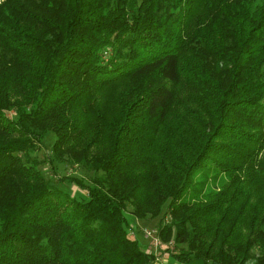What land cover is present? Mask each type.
I'll use <instances>...</instances> for the list:
<instances>
[{"label": "trees", "instance_id": "obj_1", "mask_svg": "<svg viewBox=\"0 0 264 264\" xmlns=\"http://www.w3.org/2000/svg\"><path fill=\"white\" fill-rule=\"evenodd\" d=\"M0 264H264V0H0Z\"/></svg>", "mask_w": 264, "mask_h": 264}, {"label": "rangeland", "instance_id": "obj_2", "mask_svg": "<svg viewBox=\"0 0 264 264\" xmlns=\"http://www.w3.org/2000/svg\"><path fill=\"white\" fill-rule=\"evenodd\" d=\"M53 136V132H47L40 147L30 150L29 153L31 156L39 160V167L49 181L64 186L65 188L77 194L80 191L78 187L72 183H68L67 181H61L58 178L62 174L73 173L79 177L81 176L86 179H90V177L93 175V172L77 163H61L58 161L50 162L49 158L51 157V140ZM220 176L225 178V174H221ZM220 176L218 177V180H221ZM127 210L131 220V229L133 230L132 232L136 237L139 238L142 245L148 248L149 251L159 254L156 256L157 260H168L167 255L163 254L162 249L165 245L173 246L174 242L169 240L170 242L168 244L167 241L161 238L158 232V225L160 219H162L164 222H168L170 220L169 214L166 213V215L165 213H161L156 216H150L148 214L145 217H135L130 212L131 205H128ZM146 230H149L151 234L147 235Z\"/></svg>", "mask_w": 264, "mask_h": 264}, {"label": "built area", "instance_id": "obj_3", "mask_svg": "<svg viewBox=\"0 0 264 264\" xmlns=\"http://www.w3.org/2000/svg\"><path fill=\"white\" fill-rule=\"evenodd\" d=\"M146 234L149 235V234H151V232L149 230H146ZM147 250L149 251L148 248H147Z\"/></svg>", "mask_w": 264, "mask_h": 264}]
</instances>
